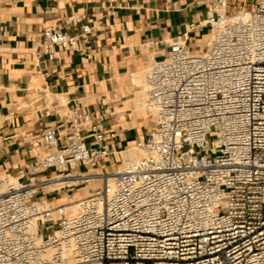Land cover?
I'll use <instances>...</instances> for the list:
<instances>
[{
  "label": "built area",
  "instance_id": "1",
  "mask_svg": "<svg viewBox=\"0 0 264 264\" xmlns=\"http://www.w3.org/2000/svg\"><path fill=\"white\" fill-rule=\"evenodd\" d=\"M193 2L207 47L181 35L147 68L141 159L104 169L95 144L117 133L74 106L30 164L0 163V264H264V0L231 20L229 0ZM78 42L58 25L42 33L51 60Z\"/></svg>",
  "mask_w": 264,
  "mask_h": 264
},
{
  "label": "crops",
  "instance_id": "2",
  "mask_svg": "<svg viewBox=\"0 0 264 264\" xmlns=\"http://www.w3.org/2000/svg\"><path fill=\"white\" fill-rule=\"evenodd\" d=\"M256 1L229 0V15ZM206 18V6L193 0H0L2 167L15 172L30 164L43 131L66 133V119L78 106L103 116L107 130L117 133L95 144L109 152L102 167L115 168L152 126L143 109L146 69L181 35L192 51L205 49ZM54 25L79 42L74 49L57 48L51 60L42 33ZM84 26L89 33L82 34Z\"/></svg>",
  "mask_w": 264,
  "mask_h": 264
},
{
  "label": "bare ground",
  "instance_id": "3",
  "mask_svg": "<svg viewBox=\"0 0 264 264\" xmlns=\"http://www.w3.org/2000/svg\"><path fill=\"white\" fill-rule=\"evenodd\" d=\"M235 17V15H232V16H229L228 18H227V20H231V19H233ZM145 77V76H144ZM146 93V92H145ZM146 96H147V94H146ZM134 150H137V149H133L132 148V150H129V151H125L124 153H123V157H124V159H125V161H127L128 159H130V160H139V159H141L142 157H143V154L142 153H139V154H137V152H135ZM100 185V183H97L95 186H91V187H84V188H82V194L83 195H91V194H93L94 193V191L96 190V188L98 187ZM59 203H61V202H63V201H61V200H59L58 201ZM54 204H58L57 203V201H55L54 202ZM70 210H71V212L72 213H76L77 211H78V208H77V206H72L71 208H70Z\"/></svg>",
  "mask_w": 264,
  "mask_h": 264
},
{
  "label": "rangeland",
  "instance_id": "4",
  "mask_svg": "<svg viewBox=\"0 0 264 264\" xmlns=\"http://www.w3.org/2000/svg\"><path fill=\"white\" fill-rule=\"evenodd\" d=\"M147 70V69H146ZM146 75V71H145V73H144V76ZM143 82H144V85H145V77H144V80H143ZM146 100V94H144L143 95V103H144V101ZM215 140H216V137L214 136V135H211L210 137H209V144H210V146L211 147H213L214 146V142H215ZM135 152H137V154H139V153H142V152H140V151H138V150H134ZM139 152V153H138ZM117 161H115V165H117ZM57 203H59L58 201H57Z\"/></svg>",
  "mask_w": 264,
  "mask_h": 264
}]
</instances>
